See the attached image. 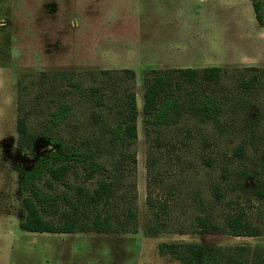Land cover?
<instances>
[{
    "label": "rangeland",
    "instance_id": "374dc122",
    "mask_svg": "<svg viewBox=\"0 0 264 264\" xmlns=\"http://www.w3.org/2000/svg\"><path fill=\"white\" fill-rule=\"evenodd\" d=\"M256 1L264 17V0ZM211 67L227 72L211 88L223 108L221 129L186 115L176 125L148 132L143 113L147 75ZM256 74L259 82L246 90L242 84ZM96 87L105 92L106 106L93 95ZM131 92L139 117L138 140L129 151L137 164L124 182L136 186V233L22 231L21 173L56 150L49 138L93 151L99 163L112 169L125 150L112 140L110 130ZM61 103L73 109L65 123L53 127L50 113ZM21 118L33 134L43 136L32 151L18 149ZM240 147L246 149L243 160L234 157ZM203 157L215 159L213 169ZM153 160L162 181L152 193L169 203L171 229L195 224L198 215H212L221 223L227 213L241 210L264 229V199L259 198L264 191V27L253 1L0 0V264H182L160 250L172 243L264 251V235L154 232L147 205L148 162ZM223 166L233 171L227 186L220 177ZM84 174L78 167L69 182L93 190L97 180L85 183ZM214 183L225 195L220 203L213 198ZM40 188L72 194L60 184L50 189L42 183ZM199 194L207 209L196 202ZM45 218L55 222L57 214Z\"/></svg>",
    "mask_w": 264,
    "mask_h": 264
},
{
    "label": "trees",
    "instance_id": "16d2710c",
    "mask_svg": "<svg viewBox=\"0 0 264 264\" xmlns=\"http://www.w3.org/2000/svg\"><path fill=\"white\" fill-rule=\"evenodd\" d=\"M252 1L256 19L260 26L264 27L262 5L256 0ZM226 75L227 72L219 67L151 71L146 77L143 105L147 131L176 125L186 115L198 118L204 124L212 123L221 129L219 117L223 108L211 88ZM260 78L261 76L256 74L242 85L246 90H251ZM92 92L98 97V104L106 106V94L103 89L96 87ZM72 109L73 106L69 103L59 104L50 113L51 125L59 127L65 123ZM138 117L136 95L131 92L128 94L121 118L110 130L112 140L120 143L125 150L112 169L99 163L93 151L82 152L70 148L64 141L49 138V144L56 150L39 158L31 171L21 173L19 192L24 212L19 224L20 229L29 233L54 235L136 233V186L134 182L125 185L124 178L136 172L137 160L130 154L129 149L133 148L138 140ZM17 131L18 149L21 152L32 151L35 142L43 137L33 134L23 118L18 120ZM205 145L210 146L209 142ZM245 154L246 149L240 147L234 152V157L243 160ZM202 160L210 169L216 164L213 157H203ZM78 167L85 171V183L97 180L93 190L86 186H74L69 182L71 174H75ZM148 168L151 179L148 183L147 205L153 213L154 232H177L179 235L220 233L234 238H260L264 235V229L255 225L244 210L227 213L221 223L212 215H198L195 224L171 229L168 221L169 203L152 193L157 181H162V174L156 169L154 160L148 162ZM232 174L230 167H221L220 177L225 186ZM247 177L252 176L248 174ZM42 183L50 189L60 184L72 194L60 196L43 191L40 188ZM238 187L239 185H235L233 188L237 190ZM211 191L216 203L225 198L220 184L214 183ZM172 195L174 199L176 193L173 192ZM259 198L264 199V191L259 193ZM196 202L203 209H207V202L201 194ZM60 203L65 207V211L61 210L63 206H60ZM54 214H57L55 222L46 220L45 216L52 218ZM160 250L182 264H264V251L261 248L251 250L241 246L230 250L195 243H172L163 244Z\"/></svg>",
    "mask_w": 264,
    "mask_h": 264
}]
</instances>
